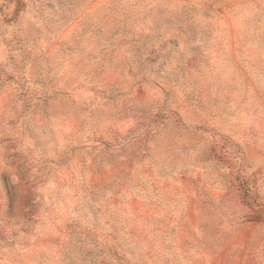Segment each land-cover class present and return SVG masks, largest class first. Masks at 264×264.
Listing matches in <instances>:
<instances>
[{
    "label": "rangeland",
    "instance_id": "obj_1",
    "mask_svg": "<svg viewBox=\"0 0 264 264\" xmlns=\"http://www.w3.org/2000/svg\"><path fill=\"white\" fill-rule=\"evenodd\" d=\"M0 264H264V0H0Z\"/></svg>",
    "mask_w": 264,
    "mask_h": 264
}]
</instances>
